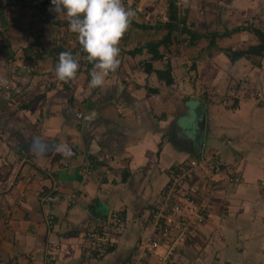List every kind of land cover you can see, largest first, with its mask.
Listing matches in <instances>:
<instances>
[{
	"label": "crops",
	"instance_id": "crops-1",
	"mask_svg": "<svg viewBox=\"0 0 264 264\" xmlns=\"http://www.w3.org/2000/svg\"><path fill=\"white\" fill-rule=\"evenodd\" d=\"M19 1L30 0H0V264H47L51 253L54 264H127L151 208L193 159L205 169L186 181L206 220L165 264H264V106L249 96L264 87V51L236 55L259 44L251 29L264 35V0H179V17L204 36L174 31L160 59L148 47L167 34L166 1L123 0L147 27L129 26L100 88L80 52L76 77L56 78L77 35ZM167 64L171 85L156 74ZM202 121L199 134L182 128ZM116 210L125 233L89 257V227ZM165 250L149 262L161 264Z\"/></svg>",
	"mask_w": 264,
	"mask_h": 264
},
{
	"label": "built area",
	"instance_id": "built-area-1",
	"mask_svg": "<svg viewBox=\"0 0 264 264\" xmlns=\"http://www.w3.org/2000/svg\"><path fill=\"white\" fill-rule=\"evenodd\" d=\"M31 69H28L30 72ZM1 92V88H0ZM251 99L257 104H264V87L258 86L252 93ZM205 169V165L197 160H191L189 169L183 174H176L166 187L163 199L150 210L148 222L149 233L141 238L135 254L131 257L129 264H151L149 259L155 253L160 243L170 245L164 257H159L161 264L168 262L172 254L173 246L185 243L189 238L195 225L205 221L204 207L197 205V189L188 187L183 190L186 180L194 174V170ZM229 183H238V177H232ZM51 224V220H48ZM126 229V218L122 210H116L102 222L93 223L85 236L84 252L89 257L101 258L106 252L114 247ZM193 236V234H192ZM190 240V239H189ZM170 243V244H169ZM47 264L55 261L53 253L48 254Z\"/></svg>",
	"mask_w": 264,
	"mask_h": 264
},
{
	"label": "clouds",
	"instance_id": "clouds-1",
	"mask_svg": "<svg viewBox=\"0 0 264 264\" xmlns=\"http://www.w3.org/2000/svg\"><path fill=\"white\" fill-rule=\"evenodd\" d=\"M51 11L64 15L77 35L86 59L92 63L89 86L100 88L120 63L119 41L128 30L135 13L123 0H51ZM80 67L69 51L59 54L54 72L61 82H70Z\"/></svg>",
	"mask_w": 264,
	"mask_h": 264
},
{
	"label": "trees",
	"instance_id": "trees-1",
	"mask_svg": "<svg viewBox=\"0 0 264 264\" xmlns=\"http://www.w3.org/2000/svg\"><path fill=\"white\" fill-rule=\"evenodd\" d=\"M11 1V0H10ZM51 0H30L29 2L26 1H19L18 4L22 5V6H34L37 9H39L41 12H43L46 16L48 21H50L51 23L55 24V25H66L68 24V19L65 21H60L58 19H56L55 17H52L50 15V12L47 11V9L45 8L46 3ZM166 1V13H167V21L162 24L161 27H163L166 31L167 34L165 35V37L159 41V42H155V43H150L148 49L152 52V58L153 59H160L161 55L158 52V47L160 45H165L167 42L170 41V37L171 34L174 31H179L181 33L187 34L190 38V42H195L196 40L202 38L204 35H201L197 32L191 31L190 29H188L186 27V22H185V18L184 17H179V9H178V4H179V0H165ZM1 10H0V16H1ZM137 24L131 19V23L130 26H136ZM140 28L145 29L147 26L145 25H137ZM251 31L258 37L259 39V44L257 46L251 47L249 48L246 52H242V53H238L236 54L238 57L246 55V54H261L264 51V35L257 29H251ZM60 48V47H59ZM58 51V49H57ZM56 51V52H57ZM73 55H75L77 52L83 53L81 45L79 44V41H77L76 47L73 48L72 51H70ZM92 68V63H90L89 61L87 62V69H88V73L90 74V69ZM151 68V67H150ZM150 68L147 70V72L150 71ZM157 77L164 81V83L166 85H171L173 82V78L171 76V68L170 65H166V68L163 70H158L156 71ZM260 86V85H258ZM257 86V87H258ZM262 87V86H260ZM251 97V96H250ZM261 105V104H260ZM264 106V104H262ZM150 218V216H149ZM147 219L146 224L149 222L150 219ZM113 249L110 248L106 253L111 252ZM137 249V248H136ZM137 250L134 251L133 254H131L129 256V259L127 261V264L130 263L131 261V257L135 254ZM94 258V257H93Z\"/></svg>",
	"mask_w": 264,
	"mask_h": 264
},
{
	"label": "rangeland",
	"instance_id": "rangeland-1",
	"mask_svg": "<svg viewBox=\"0 0 264 264\" xmlns=\"http://www.w3.org/2000/svg\"><path fill=\"white\" fill-rule=\"evenodd\" d=\"M256 88H257V86H256V87L253 86V89H252V91L250 92V95H249V96H252V93L256 90ZM193 124L196 125V128H197L196 130H198V129L201 128V123H192V124L190 123L189 126H192ZM203 124H204V123H203ZM190 178H191V177H190ZM190 178H188V179H190ZM188 179H187V180H188ZM187 184H188V183L186 182V184L183 185V187H182L183 190H185V189H187V188L189 187ZM194 188H195V186H194ZM195 189H196V188H195ZM197 199H198V195H197V197H196V201H197L198 203H200ZM199 205H201V204H199ZM124 233H125V232H124ZM124 233H123V234H124ZM146 235H147V233L141 235V236L139 237V242L142 241L141 238H142L143 236L145 237ZM121 237H122V236H121ZM120 239H121V238H120ZM139 242H138V246H139ZM169 244H170V243H169ZM178 246H180V245L173 246V250L176 249ZM163 247L166 248L167 251H168V248H171L170 245H169L168 248H167V245L160 243L159 246L157 247V249L155 250V253H153V255H156V256H157L158 250H160V249L163 248ZM137 248H138V247H137ZM136 250H137V249H136ZM166 250H165L164 252H166ZM166 253H167V252H166ZM153 255H152V256H153ZM158 257H160V256H158ZM55 258H57V256H55ZM55 262H56V260H55L52 264H54Z\"/></svg>",
	"mask_w": 264,
	"mask_h": 264
},
{
	"label": "water",
	"instance_id": "water-1",
	"mask_svg": "<svg viewBox=\"0 0 264 264\" xmlns=\"http://www.w3.org/2000/svg\"><path fill=\"white\" fill-rule=\"evenodd\" d=\"M189 124H190V122H186V123H184L182 126V128H186V131H189L190 132V130H191V126H189ZM202 126H203V121L201 122V128L200 129H198V130H196V132L199 134L200 133V131L203 129L202 128ZM182 128H180V127H176V129H177V132H179V130L180 129H182ZM182 135V134H181ZM178 136H180V134L178 135ZM183 136V135H182ZM190 141L189 142H191L192 144H193V142H192V139H189Z\"/></svg>",
	"mask_w": 264,
	"mask_h": 264
}]
</instances>
